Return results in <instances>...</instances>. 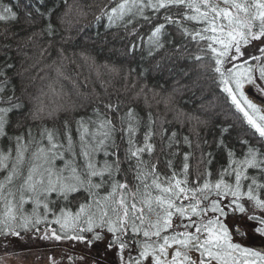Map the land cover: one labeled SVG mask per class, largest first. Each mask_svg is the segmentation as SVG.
Wrapping results in <instances>:
<instances>
[{
    "label": "snow or ice",
    "instance_id": "6c2138e0",
    "mask_svg": "<svg viewBox=\"0 0 264 264\" xmlns=\"http://www.w3.org/2000/svg\"><path fill=\"white\" fill-rule=\"evenodd\" d=\"M146 10H165L164 23L154 25L149 36L155 46H163L166 24L178 25L183 35L205 43L201 50L211 54L221 90L261 147H249L242 158L229 151V164L214 181L208 179V160L190 181L188 153L179 173L171 159L165 161L169 171L163 172L161 162L151 158L156 148L150 142L155 135L151 128L143 145L136 143L132 121L138 124V117L132 109L121 116L119 104L100 101L105 111L94 107V118L76 120L78 140L67 120L63 139L46 127L39 138L30 129L10 137V112L18 105L3 99L11 107H0V139L14 140V149L0 152V235L20 237L22 230L51 223L60 231H46L45 238L89 247L107 240V248L117 249L120 264H264V252L243 243L250 233L264 238V183L249 175L251 169L264 179V109L246 94L248 89L264 96V0H123L106 14L109 22L127 27L133 17L151 22ZM17 19L13 7L0 8V22ZM185 21L199 27L190 30ZM32 116L43 120L55 112L40 108ZM176 135L171 133L168 148L179 144ZM121 142L126 145L123 154ZM245 198L259 215L241 202ZM27 204L33 205L30 211ZM194 252L201 259H194Z\"/></svg>",
    "mask_w": 264,
    "mask_h": 264
},
{
    "label": "trees",
    "instance_id": "16d2710c",
    "mask_svg": "<svg viewBox=\"0 0 264 264\" xmlns=\"http://www.w3.org/2000/svg\"><path fill=\"white\" fill-rule=\"evenodd\" d=\"M121 2L0 0V8L13 7L18 14L16 21L0 22V87L5 89L0 92V107H11L2 102L6 98L18 105L10 112V137L26 135L25 130L30 129L39 138L46 127L63 139L67 120L73 138L78 140L76 120L93 117L94 107L105 111L100 101L111 102L119 104L121 116L129 109L134 110L138 124L132 123L137 127L138 145H143L149 128L155 133L150 141L156 146L151 158L161 162V171H169L165 161L171 159L179 173L183 156L188 153L189 180L211 160L212 176L208 179L214 181L228 166L229 151L235 158H242L249 147H261L252 135L254 130L221 90L211 54L201 50L204 42L198 44L183 35L180 26L166 24L160 37L163 46L157 47L149 41V36L154 25L164 23L165 10L161 14L146 10V14H152L151 22L133 17V23L125 27L123 22H109L106 14ZM184 24L190 30L199 27L193 22ZM197 56L203 59L197 60ZM40 108L45 113L54 111L55 116L33 119L32 114ZM172 132L177 133L173 139L179 144L168 148ZM125 147L121 142L122 154ZM8 149H14V140L0 139V152ZM253 174L257 175L258 182L264 183L250 169L249 175ZM3 177L4 173L0 172V181ZM257 194H261L260 190ZM241 202L249 209L253 206L246 198ZM32 207L25 205L27 211ZM70 208L75 211L76 204ZM44 224L45 228L60 231L58 225L51 223L37 227ZM36 230L21 233L28 236ZM106 253L109 257V252ZM192 255L194 259H201L198 252ZM110 261L120 264L115 257Z\"/></svg>",
    "mask_w": 264,
    "mask_h": 264
},
{
    "label": "rangeland",
    "instance_id": "374dc122",
    "mask_svg": "<svg viewBox=\"0 0 264 264\" xmlns=\"http://www.w3.org/2000/svg\"><path fill=\"white\" fill-rule=\"evenodd\" d=\"M246 91L249 99L264 109V96L258 95L255 90ZM252 207L250 209L259 215L260 210ZM45 226L28 236L21 233L20 237H0V264H115L110 261L111 257L120 263L117 249H109L105 243H95L89 247L79 241L45 238L44 233L53 229ZM243 243L264 252V238H258V234L250 233ZM106 252H109L110 259Z\"/></svg>",
    "mask_w": 264,
    "mask_h": 264
}]
</instances>
